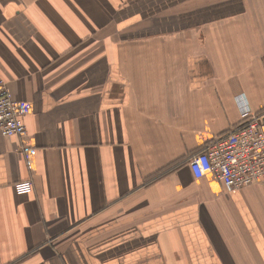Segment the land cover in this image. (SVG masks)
I'll return each mask as SVG.
<instances>
[{"label":"crops","instance_id":"1","mask_svg":"<svg viewBox=\"0 0 264 264\" xmlns=\"http://www.w3.org/2000/svg\"><path fill=\"white\" fill-rule=\"evenodd\" d=\"M0 79V264H264V182L187 165L264 111V0H0Z\"/></svg>","mask_w":264,"mask_h":264},{"label":"built area","instance_id":"2","mask_svg":"<svg viewBox=\"0 0 264 264\" xmlns=\"http://www.w3.org/2000/svg\"><path fill=\"white\" fill-rule=\"evenodd\" d=\"M22 114V103L11 96L7 83L0 79V135L24 137L27 130ZM187 165L196 180L214 176L225 193L264 182L263 114L243 110L237 127L212 138ZM13 190L19 195L29 193L31 182H17Z\"/></svg>","mask_w":264,"mask_h":264},{"label":"trees","instance_id":"3","mask_svg":"<svg viewBox=\"0 0 264 264\" xmlns=\"http://www.w3.org/2000/svg\"><path fill=\"white\" fill-rule=\"evenodd\" d=\"M259 113H260V114H263L264 111H263V112H259ZM202 150H203V148H202L201 150L196 151L195 154L201 152Z\"/></svg>","mask_w":264,"mask_h":264},{"label":"water","instance_id":"4","mask_svg":"<svg viewBox=\"0 0 264 264\" xmlns=\"http://www.w3.org/2000/svg\"><path fill=\"white\" fill-rule=\"evenodd\" d=\"M263 121H264V118H263Z\"/></svg>","mask_w":264,"mask_h":264}]
</instances>
